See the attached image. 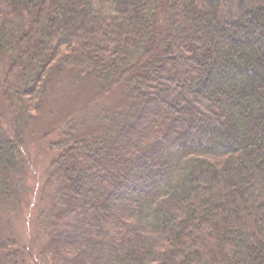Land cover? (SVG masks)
<instances>
[{
  "label": "trees",
  "instance_id": "obj_1",
  "mask_svg": "<svg viewBox=\"0 0 264 264\" xmlns=\"http://www.w3.org/2000/svg\"><path fill=\"white\" fill-rule=\"evenodd\" d=\"M2 59L3 200L55 76L97 84L84 108L125 90L48 144L53 264H264V0H0ZM15 246L0 231V264Z\"/></svg>",
  "mask_w": 264,
  "mask_h": 264
},
{
  "label": "rangeland",
  "instance_id": "obj_2",
  "mask_svg": "<svg viewBox=\"0 0 264 264\" xmlns=\"http://www.w3.org/2000/svg\"><path fill=\"white\" fill-rule=\"evenodd\" d=\"M6 66L7 61L2 59L0 82L3 80ZM91 81L76 78L73 73L55 76L40 114L26 128L24 135L26 162L19 173V183L12 201L0 199V231L15 239V248L20 254L19 264H53L50 253L44 247L47 237L43 234L42 218V212L46 213L49 210L52 198L49 181L54 172L51 163L55 152L50 150L48 144L60 139L61 135L56 127L61 121L83 109L85 103L92 100L98 87ZM124 92L123 87H117L105 98L91 102L84 108L83 114L90 117L88 126H98L103 116H111L107 110L115 111L125 98ZM0 122L3 135L13 137L15 124L12 108L2 91Z\"/></svg>",
  "mask_w": 264,
  "mask_h": 264
}]
</instances>
